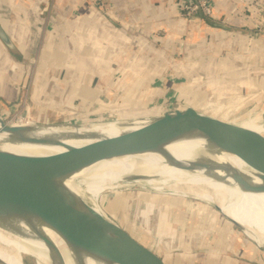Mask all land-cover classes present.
I'll return each instance as SVG.
<instances>
[{"label":"crops","instance_id":"obj_1","mask_svg":"<svg viewBox=\"0 0 264 264\" xmlns=\"http://www.w3.org/2000/svg\"><path fill=\"white\" fill-rule=\"evenodd\" d=\"M180 1L98 0L95 6L88 0H0V23L15 45L12 51L0 40V100L17 98L27 85L17 76L18 87L10 86L7 70L18 67L14 74L24 73L34 57L32 97L48 84L43 72L49 68L58 77L48 97L71 100L76 109L95 115L143 114L154 102L165 106L174 92L184 96L181 90L192 82L242 85L250 74L264 75L249 71L264 68L262 37L244 29L260 22L258 0H212V19L219 23L197 18L190 28L179 14ZM162 29L168 34L157 46L149 38ZM178 34L191 36L186 62L177 60L193 72L176 71L190 78L183 83L169 74V53L179 51ZM201 69L204 76L198 74Z\"/></svg>","mask_w":264,"mask_h":264},{"label":"bare ground","instance_id":"obj_2","mask_svg":"<svg viewBox=\"0 0 264 264\" xmlns=\"http://www.w3.org/2000/svg\"><path fill=\"white\" fill-rule=\"evenodd\" d=\"M209 107L207 104V110ZM211 108L212 106L209 109ZM161 114L156 110L144 111L143 116L138 118L122 117L123 120L89 124L47 123L34 126L33 122L14 125L9 123L10 126L24 129L19 134L12 135L2 131L4 124L0 122V151L16 156L58 154L70 147H82L101 139L132 132L149 123L152 120L149 117ZM255 121L249 119L238 125L259 132L264 126ZM18 135L24 138H43L45 141L33 143L20 139ZM259 173L262 172H256L236 153L209 146L204 134L187 131L170 137L156 150L97 161L64 177L60 185L69 192V200L78 208H89L114 223L116 222L106 214L101 204V196L106 191L138 185L141 189L148 188L154 193L194 197L209 205L219 206L225 216L237 222L250 240L264 249V192L245 191L236 182L237 179L244 178L250 179L254 184H261V177L257 176ZM16 209L19 212L11 211L0 215L2 264H20L12 247L17 241L14 236L26 246L31 243L35 246L37 264H44L49 257H58L60 260L52 262L118 264L68 243L58 231L29 209L20 205ZM46 239L53 243V248L45 242ZM21 262L25 264L22 255Z\"/></svg>","mask_w":264,"mask_h":264},{"label":"rangeland","instance_id":"obj_3","mask_svg":"<svg viewBox=\"0 0 264 264\" xmlns=\"http://www.w3.org/2000/svg\"><path fill=\"white\" fill-rule=\"evenodd\" d=\"M88 1L96 4L93 0ZM184 1L186 0L179 2L178 11L180 16L187 20L189 28L194 25L197 18H202L206 23H219L215 22L212 16L199 14L192 17L187 16L182 9ZM250 8L254 9V5H250ZM249 13L251 12L249 11ZM253 13L255 14V11ZM249 26L244 29L246 31H250L249 28L254 29L252 33L262 37L264 44V26H261L259 30L255 26V22L254 25L250 23ZM167 34V30L162 29L161 33L158 34L159 36L153 35L149 39L155 45L160 46L162 44L161 38L166 37ZM189 36V34H178L175 37V42L179 40V51L169 53V63L173 65L170 66L169 74L178 83L186 82V78H189L184 74H187L190 68L184 70L186 66L177 61L186 62L187 53L185 51L187 42L191 39ZM31 62L30 69L26 67L24 73L19 75L14 74L20 72L18 67H11L10 70H7V79L11 82L10 86L18 87L16 84L18 83L17 76L21 80L26 79L27 81V85L21 86L17 98L0 100V117L7 123L13 125L30 122L35 123V125L47 123L89 124L99 121L123 120L122 117L126 119L138 118L144 114V112L135 115L108 112L95 115L86 108L76 109L71 100L53 101L48 97V92L50 88L52 89V80L57 74L55 75L54 71L52 69L50 71L49 68L43 72L44 77L48 80V84H42L43 95L32 97V78L37 72L38 58H32ZM254 66L257 65L254 64ZM176 71L186 72L176 75ZM249 71L251 73L262 71L264 74V68L257 71L252 68ZM192 73L190 70V74ZM198 74L204 76L203 70L201 69ZM263 76L256 79L255 74H250L248 80L246 79L248 84L231 86L211 85L207 82L200 85L192 82L188 84L189 88L181 90L184 92V96H181L179 92H174L173 97L168 99L165 106L160 105L161 101L154 102L148 105L146 111H168V107L171 109L192 107L202 114L232 124L238 125L251 119L264 126ZM42 80L43 83H47L44 79ZM150 89L151 87H148L146 90ZM54 103L57 104L54 105ZM50 104H53V107ZM207 104L212 108L209 109V107L207 110ZM139 112L141 113V110L134 113ZM257 133L264 135V128H261ZM257 176L261 177L263 173H259ZM101 197V204L106 214L136 240L162 257L166 264H264V249L250 240L240 226L230 222L221 214L215 205H209L194 197L154 193L148 188L141 189L138 185L127 189L106 191ZM14 238L17 241L13 243L12 247L19 257V263L22 264V255L25 264H37L35 246L32 243L30 246H26L15 236ZM55 260H59V258L49 257L44 264H73L67 261L52 262Z\"/></svg>","mask_w":264,"mask_h":264},{"label":"water","instance_id":"obj_4","mask_svg":"<svg viewBox=\"0 0 264 264\" xmlns=\"http://www.w3.org/2000/svg\"><path fill=\"white\" fill-rule=\"evenodd\" d=\"M0 40L8 49L14 50L15 45L1 23ZM149 118L152 119L149 123L132 132L82 147H70L58 154L16 156L0 151V215L19 212L16 207L20 205L58 231L68 243L99 254L108 261L118 264H166L162 257L120 225L89 208H78L69 200V192L60 183L64 177L97 161L156 150L170 137L187 131L204 134L209 146L232 151L262 172L261 184L244 178L236 182L245 191L264 192V135L202 114L192 107ZM0 122L4 124L2 131L8 134L24 131L23 128L8 125L1 117ZM18 137L33 143L45 141L43 138ZM215 207L223 214L219 206ZM225 217L238 225L233 219ZM45 242L53 248L50 240Z\"/></svg>","mask_w":264,"mask_h":264},{"label":"built area","instance_id":"obj_5","mask_svg":"<svg viewBox=\"0 0 264 264\" xmlns=\"http://www.w3.org/2000/svg\"><path fill=\"white\" fill-rule=\"evenodd\" d=\"M95 3H98V0H93ZM183 11L187 16L192 17L193 15H205L212 16L213 14V4L212 0H186L183 2ZM258 10L256 11L259 14V21L256 22L255 26L261 29V26H264V0H258ZM175 109H168V111H172Z\"/></svg>","mask_w":264,"mask_h":264}]
</instances>
